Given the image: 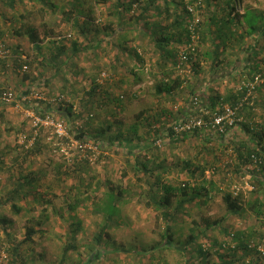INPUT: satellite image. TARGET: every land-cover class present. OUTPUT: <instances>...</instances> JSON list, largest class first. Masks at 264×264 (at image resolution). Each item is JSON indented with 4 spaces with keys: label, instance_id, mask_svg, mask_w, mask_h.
Instances as JSON below:
<instances>
[{
    "label": "trees",
    "instance_id": "1",
    "mask_svg": "<svg viewBox=\"0 0 264 264\" xmlns=\"http://www.w3.org/2000/svg\"><path fill=\"white\" fill-rule=\"evenodd\" d=\"M1 1L7 9L0 7V41L7 42L2 37L9 31L12 37L32 46H25L26 50L21 43L6 44L10 55L0 64L8 68L9 57L18 67L27 64L30 71L23 72L22 80L42 79L44 87L61 79L56 86L59 92L50 88L51 98L36 99L33 108L40 114L51 113L66 124L71 121V134L93 141L104 151H116L125 163L116 182L109 173H95L92 161L77 151L71 165H54L57 176L42 191L41 172L25 174L20 170L16 182L13 180L2 195L0 206L10 205L14 214L31 212L36 208L31 203L40 194L43 212L49 207L56 211L54 199L49 196L55 197L58 191L68 210L75 209L82 192L103 183V198L94 202L95 213L103 217L94 236V247L85 259H67L80 245L82 232V221L72 215L70 240L58 264H102V257L108 253L127 251L128 257L134 251V259L108 260L112 264H171L168 250L184 255L189 247L198 257L183 259L182 264H215L214 251L220 252L216 264L262 262L264 197L259 188L264 185V112L260 114L259 110H264V11L248 8L241 13V0ZM8 11L12 12L9 20ZM196 16L200 19L196 50L182 60L180 54L189 52L188 45L193 42L190 26ZM65 24L69 27L67 32L59 29ZM235 54L237 60L232 57ZM40 64L42 71L33 74ZM204 77L213 83L223 78L224 84L220 85H224L226 94L221 96L219 88H213L207 101L200 92ZM143 94L154 97V103L125 121L121 113L129 111L131 103ZM43 103L44 108L40 109ZM227 105L235 109L234 123L225 122L222 130L214 128L210 121ZM4 117L0 110L2 122ZM190 117H202L206 123L177 133L175 124ZM11 128L7 126L5 130ZM240 130L244 135L232 137ZM40 144L38 138L33 147L15 155L6 168L3 152L0 170L13 171L31 161L41 150ZM100 164L104 171L110 166L105 160ZM68 174L75 181L68 183ZM246 183L251 189L244 188ZM127 193L155 212L163 225L161 240L151 244L150 250L107 247L117 243L112 233L120 225L114 219L128 204L124 197ZM218 198L225 213L212 218L205 213L208 203ZM193 215L197 217L192 219L194 227L177 237L173 224L179 223L180 218L186 224ZM233 215H248L254 222L235 228ZM0 221L9 235L6 224L10 219L0 217ZM259 222L260 228L256 227ZM44 223L39 220L40 225ZM216 229L222 234L221 240L215 237L211 246H193L198 238L202 240L209 230ZM40 232L34 225L27 227L24 237L14 242L16 257L9 259V264H23V259H17L21 246L35 242Z\"/></svg>",
    "mask_w": 264,
    "mask_h": 264
},
{
    "label": "rangeland",
    "instance_id": "2",
    "mask_svg": "<svg viewBox=\"0 0 264 264\" xmlns=\"http://www.w3.org/2000/svg\"><path fill=\"white\" fill-rule=\"evenodd\" d=\"M248 8L264 11V0H259V2H256L255 0H241L240 12L242 13ZM59 29H61L63 32H67L69 27L65 24L63 28ZM9 42L12 43L11 40ZM9 42H7V44H9ZM14 43H21L25 47L27 46L28 42L16 39ZM236 53L237 55L239 54V52ZM237 55L235 54L232 56L234 60H237ZM9 58L11 67L8 69L6 68L7 70L4 74L9 75V78L6 80H8L10 83H5L4 80L0 81V92L11 87L12 90L17 93V95H23L26 93L38 91L43 94L44 98H51L50 94L52 92L47 90L48 87H44L42 79L33 81V83L28 84L29 87L27 88L19 87L21 85V82H24L22 81V79L23 72L25 71H23L22 66L18 67L17 62L13 57ZM35 69L36 70L33 71V74L35 73V71H42L43 68L40 64ZM236 77H239V74ZM80 90L82 91V88H80ZM57 92L59 91L56 90L55 93ZM35 101L36 99L33 98L32 104L34 106ZM55 107L56 105H54V108ZM0 110L4 111L5 116L4 122L0 120V156L3 152L5 153L3 159L5 163L4 168H6L11 165L12 158L15 155L22 154L24 149H28L27 147H25L23 139L30 133L32 134V127L30 119L20 108L15 105V103L6 102L0 99ZM259 111L260 114L264 112V110L262 109H260ZM131 117L132 115L130 114L128 118ZM8 122L9 124H7ZM67 124L69 130H72V122L67 121ZM7 126L12 127L10 131L5 130ZM241 135L244 134L240 130V132H236L232 137L240 138ZM38 138L41 143L40 145H42L41 150L36 152L31 161L23 163L22 166L13 168V171L8 170V168L0 170V199L2 195L10 188V184L13 185V180L14 182H16V177L17 175H20V170L24 171L25 174L30 171H35V174L39 175L41 172V174H43L44 180L41 181L43 184L39 187V189L40 191H42L43 187L45 188L50 181H53L56 178L57 173L56 168H54V165L56 163L66 162L68 163L67 165H71L73 160L76 159V153L78 149L66 147V142L64 140H59L53 133L52 129L45 127L41 128L37 139L30 147H33L36 144ZM114 152L116 151L112 152V156H110V159L108 160V151H104V149L102 150L100 148L99 154L93 156L94 159H89V161H92V168L95 169V173H98L99 175H102L103 173H109V177L113 179V181L115 180L116 182H118L117 179L122 172L123 168L121 166L124 161L122 158L123 156H119ZM102 160H108V162L110 163V166L105 171L102 170L101 166H99L101 165L100 163ZM74 179L75 178L73 175L68 174V176H66V180L68 183H72ZM77 180L78 177L76 178V181ZM122 182L124 184L126 183L125 180ZM95 186H98L99 188L96 187V189H94L93 187L86 190L85 192H82L83 194L79 196L81 198V202L78 206L75 207V209L68 210L67 203L61 201L60 192L58 191H55V197L53 195L49 196L52 201L54 199L53 202L57 207L56 211H54L52 207H49L48 211L43 212V196L40 194L36 196L34 203H31V206H36V208L31 210V212L22 210L20 214H14L12 212V209L10 208V205L0 206V217H7L11 221L10 223L6 224L10 233L9 235L7 234L6 230H4L3 223L0 221V264H9V259H13L16 257L13 252V246L15 244L14 242L24 237L26 229L30 225H34L38 229H41V232L37 236H35V242L26 243L21 246L20 250L22 252L17 259H23L24 261H21L23 262V264H58L59 259H62L63 257L64 247L70 240L69 225L72 215H75L82 221V232L80 237L78 238V242L80 243V245L74 248L69 253L67 259H71V261L72 259L75 261L85 259L86 255L88 256L89 252L94 247V236H96L103 224L101 222L103 217L95 213L94 202H97L103 198L104 186L103 183H99ZM244 188L251 189V186L246 183ZM259 189L261 196L264 197V185H262ZM131 195L132 193H127L124 196L125 199L128 200V204L124 207V211L121 210L114 219L119 220L118 223L120 226H118L115 230L113 227L112 230L114 231L112 234L113 238H115L116 242L119 244L114 243L113 245L111 243L112 246L107 247L116 249L120 246H124L129 248L136 247L139 249L150 250L151 244H154L155 242L161 240L160 233L163 229V225L159 222V220H157L155 212H152L151 210L141 206L136 201V196ZM95 196H97L98 198L94 200ZM31 198L32 196L30 197V199ZM39 200H41V202H39ZM222 205V201L219 198L209 202L206 211L207 213L205 214L210 215L212 218L221 217L225 213V209ZM104 213L107 212L105 211ZM195 218L197 219L196 215L189 216L188 219H186V224L182 221V218H180L179 223H176L175 226L173 224V230L175 229L177 231L176 236L178 237L180 233L181 235L184 233H189L188 230L194 227L192 219ZM39 220L45 221V223L43 225H40ZM231 220H233V222L235 223V228H244L248 224H251L252 221L254 222V220H251L248 215H243L242 217L233 215L231 217ZM260 223L261 222H259V225H257L256 227L260 228ZM225 225H229V223L226 222ZM215 237H219V239L221 240L222 234H220L217 229L209 230L206 236L202 237L203 241L198 238V242H194L193 246H196L198 243L211 246L212 240L215 239ZM260 249L264 251V246H260ZM127 252H124L122 254H119L118 252L108 253L106 256L102 257V259H104L102 264H112V262L108 259H134L132 253L134 251H131L129 253L131 254L130 257H128V254H126ZM166 253L171 264H182L183 259H197L198 257L197 252L191 247L186 250V253L184 255H180V253L175 250H168ZM218 253L220 252L214 251L212 263L216 264L220 261V259L217 258ZM226 253L229 252L226 251ZM194 255H196V258L193 257ZM149 257L150 256L148 254L147 258ZM254 257L255 255L253 256V259H255ZM147 258L144 257V259ZM260 261L262 262H260L259 264L264 263V257L262 258V260L260 259Z\"/></svg>",
    "mask_w": 264,
    "mask_h": 264
},
{
    "label": "built area",
    "instance_id": "3",
    "mask_svg": "<svg viewBox=\"0 0 264 264\" xmlns=\"http://www.w3.org/2000/svg\"><path fill=\"white\" fill-rule=\"evenodd\" d=\"M192 10V9H191ZM199 17L196 16L195 20L191 24V37H192V44L188 45L189 52H183L180 54L182 60H186L189 53H193L196 50V40L198 39V22ZM10 55V49L7 45L0 43V60L8 58ZM23 71L28 70V65H22ZM259 80V77L256 76V81ZM43 99L44 96L41 92L35 91L32 93H26L23 95H17V93L8 88L4 89L0 92V99L6 102H13L15 105L20 108L24 114L30 119L31 127H32V134L30 133L28 136L24 137L23 142L25 146L29 148L32 146L39 134L41 128H50L53 130V133L59 140H64L66 142V147L68 148H76L82 157H87L90 160H93V156L99 154L100 147L89 140L84 141L73 134L70 133L68 125L65 123L64 120L59 119L58 117L52 115L51 113H44L40 114L38 111L33 108L32 99ZM26 105H24V104ZM234 113L235 109L226 106L222 113L214 114L212 121L210 124L214 128L223 129V125L225 122H228L229 125L234 123ZM206 121L202 117H190L184 121H180L175 124L174 129L177 133L183 131L193 130L197 127L204 126ZM161 140H158V144L161 145Z\"/></svg>",
    "mask_w": 264,
    "mask_h": 264
},
{
    "label": "crops",
    "instance_id": "4",
    "mask_svg": "<svg viewBox=\"0 0 264 264\" xmlns=\"http://www.w3.org/2000/svg\"><path fill=\"white\" fill-rule=\"evenodd\" d=\"M5 2H3V1H1L0 0V7H2L3 8V10H6L7 8H6V6H5ZM7 17H8V19L7 20H9L10 18H12V12L11 11H8L7 12ZM3 18H1V15H0V24L3 22V20H2ZM136 34H137V32H135ZM11 33L9 32V31H6V33L3 35V37H2V39L3 40H6L7 42H9L10 40H11V42L12 43H10L9 42V45L10 44H13L14 43V41L17 39L16 37H12L11 35H10ZM1 38V37H0ZM7 42H5V41H0V43H3V44H7ZM138 42L139 43H141V41L140 40H138ZM144 43H146L145 41H142V44H144ZM26 44V43H25ZM31 45V44H30ZM32 46V45H31ZM27 48L29 47V44L27 43V46H26ZM22 56V58L23 57H25V55L23 54V55H21ZM6 66L8 67V68H10L11 67V65H10V58H9V60H6ZM4 63H1L0 64V81H3L4 80V82L6 83V82H9L8 80H6V79H8L9 78V75H7V74H4L5 72H6V70L8 69H6L5 68V65H3ZM203 80V82L201 83V95L203 94V95H205V99L207 100V101H210V94H212V89L213 88H219V93H220V95L221 96H224L225 94H226V89H225V87H224V85H220L221 84V82H223V78H221V79H219V80H216L214 83L213 82H208V79L206 78V77H204V78H202ZM227 79V78H226ZM226 79H224V81L226 80ZM23 81V80H22ZM59 81H61V79H59V80H53V83L47 88V90H50V88H55V91L57 90V88H56V86L58 85V83H59ZM33 81H31V80H26V81H24V82H21V85L19 86V87H22V88H27V87H29V85L28 84H31ZM10 83V82H9ZM222 84H224V82L222 83ZM143 86L145 85L144 83L142 84ZM11 88V87H10ZM12 89V88H11ZM43 99H45L46 100V98H43ZM47 100H48V98H47ZM154 101H155V99H154V97H152V96H145L144 94L140 97V98H137V100H135V101H133V103H131V105H130V107H129V111H125V112H122L121 113V117H123V119H125V121H127V120H129L128 119V116L130 115L129 114V112L131 111V115L133 116L134 115V113L135 112H139L140 110H142L143 108H146L147 106H145V105H151L152 103H154ZM180 103H182V101H180ZM44 103L42 104V105H40L39 106V108L40 109H42V107L44 108ZM184 116V113H183V115H180V117H183ZM114 150V149H113ZM113 150H109V151H113ZM110 156H112V152H108V157H107V159L109 160L110 159ZM108 160H105V161H108Z\"/></svg>",
    "mask_w": 264,
    "mask_h": 264
}]
</instances>
